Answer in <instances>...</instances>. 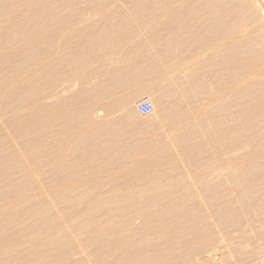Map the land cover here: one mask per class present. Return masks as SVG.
<instances>
[{
    "label": "rangeland",
    "instance_id": "obj_1",
    "mask_svg": "<svg viewBox=\"0 0 264 264\" xmlns=\"http://www.w3.org/2000/svg\"><path fill=\"white\" fill-rule=\"evenodd\" d=\"M189 1L0 0V264H45L52 258L59 259L57 264H96L93 256L100 241L107 248L105 231L111 225L124 224L126 231L128 227L141 229V234L156 228L186 238L190 224L208 221L214 203L235 200L245 155L230 146L238 137L246 143L252 134L257 139L246 143L248 153L264 143V53L249 64L252 57L239 61L234 48L240 31H247L246 38L255 37L264 20L238 21V10L215 8L208 0L184 8ZM255 5L264 11L258 1ZM78 13L95 20L81 23L79 31L99 34L107 46L133 47L140 53L134 59L130 55L123 60L118 55L110 58L112 72L104 84L110 105L135 94V115L123 120L125 130L115 140L119 148L165 141L167 124L152 132L143 124L158 123L168 110L192 115L191 146L209 141L204 143L202 158L195 153L179 154L172 173L161 165L154 167L153 176L159 179L165 197L150 199L146 193L127 200L98 198L91 188L78 185V29L72 28ZM106 18L113 20L106 23ZM213 22L217 25L212 29L204 27ZM174 36L194 43L193 56L184 61L188 67L184 77L178 76L182 74L176 66L184 54L176 55L173 48L186 50ZM227 45L233 49L226 53V66L222 54ZM159 46L165 52L162 61L154 56ZM121 60L125 69L120 75ZM132 60L139 63L138 78L126 71ZM157 65L163 67L162 75L153 72ZM70 74L74 90L49 98L51 86ZM192 75L197 94L189 98L180 91V84ZM171 77L174 82L168 88ZM147 96L157 103L154 114L142 115L138 105ZM216 106L218 114H210ZM223 130L233 136L227 143L223 141L226 134L220 135ZM48 132V142H40ZM89 165L95 167L98 161ZM34 169L40 172L38 178L32 175ZM81 181L87 186L94 183ZM257 220L254 225L264 229L261 218ZM248 237L255 236L249 233ZM234 241V248L240 247V240ZM227 250L226 259L231 260ZM237 264L252 263L244 257Z\"/></svg>",
    "mask_w": 264,
    "mask_h": 264
},
{
    "label": "bare ground",
    "instance_id": "obj_2",
    "mask_svg": "<svg viewBox=\"0 0 264 264\" xmlns=\"http://www.w3.org/2000/svg\"><path fill=\"white\" fill-rule=\"evenodd\" d=\"M215 8L228 7L231 10H238V21L264 20V14L260 9L254 8L258 3L264 6V0H208ZM201 0H191L190 4L184 6L189 9ZM241 8L243 11H241ZM264 8V7H263ZM174 12V11H172ZM178 12V10H175ZM174 14V13H173ZM113 19L106 18L105 22H111ZM94 17H83L78 13L72 23V28L77 31V182L78 185L86 189H92L94 196L98 198H120L127 200L131 198H140L148 193V198H162L167 196L163 193L162 185L158 183L159 179L153 176L154 167L161 165L167 168L168 173L175 171L179 154L188 153L202 158L204 143L198 142L194 146L189 144L191 135H195L193 130L192 115L186 116L184 112L177 110H168L163 114L158 123L153 122L149 125L143 124V128L152 132L157 129H164L167 124V131L164 133V140L155 139L149 146L137 147L129 145L123 149L116 143L117 134L123 133L125 128L123 120L135 115V105L133 94L127 98L120 99L118 104H107V98L104 94V84L109 83L111 73L109 64L114 55L124 59L130 55L132 59L140 54L135 48L110 44L102 41V37L94 32L79 31L81 23H93ZM240 22V24H241ZM217 23L204 26L212 29ZM258 27V35L246 38L247 31L239 32L238 41L235 44V53L240 60H251L261 58L264 53V22ZM232 29V28H230ZM229 29V30H230ZM256 31V30H255ZM176 43L185 48V52H178V47L173 48L176 55L184 54V57L177 58V70L184 77L188 67L185 66V60L191 58L195 49L191 46L188 38H179ZM112 41V40H111ZM111 43V42H110ZM259 47L258 50L254 46ZM233 49V47H232ZM229 45L225 47L222 54V60L228 63L229 54L232 50ZM197 52V50H196ZM142 55V54H141ZM165 52L162 46L157 48L154 56L157 59L163 58ZM114 59V58H112ZM119 67V73L125 69L122 64ZM162 61V59H161ZM155 63V62H154ZM191 68L189 67V70ZM128 74L133 78L139 76V63L134 64V60L129 63ZM162 66H153V72L158 71L162 75ZM108 76V80H107ZM161 78V77H160ZM186 82L180 84V91L186 92L188 97H194L197 92L192 86L195 84V76H188ZM174 80L172 77L167 80L168 88ZM75 79L73 74L62 77L55 82L48 93L49 98H60L74 90ZM165 89V88H164ZM241 89V88H240ZM246 89V88H245ZM166 90V89H165ZM135 96V94H134ZM154 107L155 102H151ZM154 103V104H153ZM175 108V104L169 105ZM43 105L39 103L38 108ZM177 107V106H176ZM219 108L216 106L209 113L218 114ZM154 114L153 111L148 114ZM21 117L16 120L21 123ZM120 124V125H119ZM244 130V129H243ZM108 131L114 134L109 135ZM240 132V130L238 129ZM226 130L221 132V136L226 134ZM49 132L40 142H48ZM257 134L247 137V142L255 141ZM232 135L227 133L223 137L224 143L227 139H232ZM108 140V141H107ZM243 143V138L238 137L234 145L230 146L233 150H238L245 155L244 169L242 177L238 182L239 189L234 201L216 202L211 213L208 214V221H199L190 224L184 234H168L159 232L161 229L154 228L152 233L144 232L141 229L128 227L125 225H111L105 231L109 237L106 247H102V241L98 244V249L93 258L96 264H237L242 259H248L252 264H264V229L254 225L253 221L264 223V143L254 151H249V143ZM26 146V144H24ZM58 156V155H55ZM60 156H58L59 158ZM0 157V163L2 162ZM91 161H98V165L91 167ZM192 163V159L188 160ZM89 162V163H86ZM49 163V161H47ZM33 176H40L39 170H32ZM39 172V173H38ZM246 176V178H243ZM248 178V179H247ZM83 179L93 180V184L83 185ZM221 197L228 198L230 195L220 193ZM169 196V195H168ZM231 197V196H230ZM260 222V223H261ZM264 228V225H263ZM253 234L250 240L248 234ZM244 235H247L246 237ZM240 240L238 248H234V240ZM217 242L211 249L212 244ZM217 248V251H214ZM214 249V250H213ZM228 249V250H227ZM213 250V251H212ZM225 250L230 254L231 260L226 259ZM12 252V249H6V252ZM234 251V252H232ZM234 255H231V254ZM9 256V255H7ZM225 256V257H224ZM58 258H52L45 264H57ZM71 264V263H69ZM84 264V263H83Z\"/></svg>",
    "mask_w": 264,
    "mask_h": 264
},
{
    "label": "built area",
    "instance_id": "obj_3",
    "mask_svg": "<svg viewBox=\"0 0 264 264\" xmlns=\"http://www.w3.org/2000/svg\"><path fill=\"white\" fill-rule=\"evenodd\" d=\"M153 111V106L148 97H143L138 105V112L142 115H148Z\"/></svg>",
    "mask_w": 264,
    "mask_h": 264
}]
</instances>
